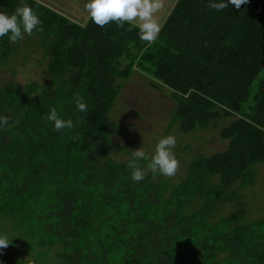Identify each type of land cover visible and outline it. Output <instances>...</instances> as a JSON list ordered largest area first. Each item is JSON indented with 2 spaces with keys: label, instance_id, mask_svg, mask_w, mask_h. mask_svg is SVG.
<instances>
[{
  "label": "trees",
  "instance_id": "obj_1",
  "mask_svg": "<svg viewBox=\"0 0 264 264\" xmlns=\"http://www.w3.org/2000/svg\"><path fill=\"white\" fill-rule=\"evenodd\" d=\"M22 3L42 31L0 38V66L33 52L43 80L0 84V264H264V215L248 220L242 194L264 161V0H172L151 45L128 23L99 27L38 0L0 11ZM135 75L168 93L167 129H218L223 149L195 153L176 181H133L132 153L113 158L127 151L110 113ZM52 108L74 127L55 131Z\"/></svg>",
  "mask_w": 264,
  "mask_h": 264
},
{
  "label": "rangeland",
  "instance_id": "obj_2",
  "mask_svg": "<svg viewBox=\"0 0 264 264\" xmlns=\"http://www.w3.org/2000/svg\"><path fill=\"white\" fill-rule=\"evenodd\" d=\"M49 7L65 13L73 19L84 22L87 12L86 0H40ZM163 7L157 13L162 22V16L171 5L172 0H161ZM36 55L31 52L26 58L17 53L5 65L0 66V84L6 80H14L24 84L30 80L42 81L41 67L35 61ZM139 77L140 74H138ZM138 76L130 77L121 87L117 100L111 109V116L120 126V133L112 138L121 141L127 152H118L114 159H124L128 154L141 147L150 158L155 151L159 139L174 135L177 143L173 149L178 161L176 174L172 177L161 175L162 179L176 181L184 172L186 164L195 153L209 154L224 147V141L218 135V129L207 127L183 133L173 125L168 128L170 110L173 102L168 93L150 86V81ZM148 77H150L148 75ZM134 141L138 142L134 144ZM257 173L254 183L242 189L243 201L246 206L245 216L248 220L264 215V161L256 163ZM244 190V191H243ZM226 212V211H225Z\"/></svg>",
  "mask_w": 264,
  "mask_h": 264
},
{
  "label": "clouds",
  "instance_id": "obj_3",
  "mask_svg": "<svg viewBox=\"0 0 264 264\" xmlns=\"http://www.w3.org/2000/svg\"><path fill=\"white\" fill-rule=\"evenodd\" d=\"M248 0H208V7L216 11H223L229 6L240 9ZM89 18L99 27H104L110 22H116L118 27H124L125 23L138 29L139 38L149 45L156 42L163 28V23L158 19L157 13L163 7L161 0H86L84 5ZM42 31V21L33 9L25 4L18 5L11 13L0 11V38L8 37L15 43L33 31ZM79 112L86 113L88 106L82 97L75 100ZM46 119L52 123L57 132L74 127L71 119L62 118L56 108L50 109ZM8 125V118L0 115V128ZM177 143L174 135H167L158 140L155 151L149 158L141 147L132 152V158L127 164L131 172V179L140 182L145 178L146 172H159L166 177L176 174L178 161L174 154ZM148 160L145 167H141L138 161ZM9 240L6 236H0V248L7 247Z\"/></svg>",
  "mask_w": 264,
  "mask_h": 264
},
{
  "label": "crops",
  "instance_id": "obj_4",
  "mask_svg": "<svg viewBox=\"0 0 264 264\" xmlns=\"http://www.w3.org/2000/svg\"><path fill=\"white\" fill-rule=\"evenodd\" d=\"M39 2H41L40 0H38ZM42 4H44V5H46V6H48L47 4H45L44 2H41Z\"/></svg>",
  "mask_w": 264,
  "mask_h": 264
}]
</instances>
